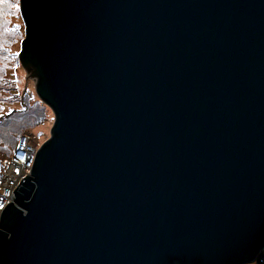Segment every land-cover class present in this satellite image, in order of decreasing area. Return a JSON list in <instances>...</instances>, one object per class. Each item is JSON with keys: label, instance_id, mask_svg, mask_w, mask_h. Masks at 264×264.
Returning a JSON list of instances; mask_svg holds the SVG:
<instances>
[{"label": "water", "instance_id": "1", "mask_svg": "<svg viewBox=\"0 0 264 264\" xmlns=\"http://www.w3.org/2000/svg\"><path fill=\"white\" fill-rule=\"evenodd\" d=\"M20 15L19 60L54 118L0 211V264L253 261L264 0H22Z\"/></svg>", "mask_w": 264, "mask_h": 264}, {"label": "rangeland", "instance_id": "2", "mask_svg": "<svg viewBox=\"0 0 264 264\" xmlns=\"http://www.w3.org/2000/svg\"><path fill=\"white\" fill-rule=\"evenodd\" d=\"M12 2L14 3L15 0H12ZM17 24L20 25L19 29L15 27ZM23 27L20 12L7 5H0V120L14 111H26V108L34 109L35 104L38 103L37 94L23 71L19 56L16 55L24 36ZM5 113L7 114L5 115ZM53 118V112L46 115V120L43 122L44 126H36L38 129H36V132L32 126L26 128L22 135L19 134L17 137L16 147L20 144L23 136L26 135L29 136L32 143L39 141L37 144H33V147L37 148L48 138L46 121H51ZM3 142L2 137H0V146L4 145ZM12 152L14 154L13 150ZM11 154L7 151H0V161L2 162L0 164V188L4 183H9L8 179L13 178L8 177L4 181L5 177L11 173L10 160L13 156H10ZM10 180L14 182V179ZM2 198L5 199V196L3 195ZM244 264H264V249L253 261Z\"/></svg>", "mask_w": 264, "mask_h": 264}, {"label": "trees", "instance_id": "3", "mask_svg": "<svg viewBox=\"0 0 264 264\" xmlns=\"http://www.w3.org/2000/svg\"><path fill=\"white\" fill-rule=\"evenodd\" d=\"M37 102L34 109L26 108V111L18 110L10 114L5 113V115H7L0 120V137H2L4 141V145L0 146V151H7L11 154L12 150L14 151L16 147L17 137L19 134L22 135L26 128L32 126L36 132L38 130L36 126H44L43 122L46 120V115L52 114V110L39 98H37ZM12 154L10 156H12ZM1 163L0 161V164Z\"/></svg>", "mask_w": 264, "mask_h": 264}, {"label": "built area", "instance_id": "4", "mask_svg": "<svg viewBox=\"0 0 264 264\" xmlns=\"http://www.w3.org/2000/svg\"><path fill=\"white\" fill-rule=\"evenodd\" d=\"M27 148V149H26ZM27 151H32L33 154L32 156L29 157V155L27 154ZM34 157H35V148L29 143V138L28 136H23L20 144H19V147L17 148V152H16V157L14 158V163H15V168L14 170L16 172L19 171V168L17 166V164L19 162H22L24 164H26V167L28 169H30L34 163ZM8 177H13V178H10V179H14V182L11 181L10 179L9 180V183H4L2 186H1V190H0V204H3V207H0V211H2L5 207H6V204L8 202H6L5 199H3V195L6 197L8 196H12V192L15 188V186L17 185V182H18V179L15 178V176L10 173L9 175H7L4 179V181L8 178ZM15 183V184H14ZM10 185H15L14 187L10 188ZM12 189V190H11ZM9 201V200H8Z\"/></svg>", "mask_w": 264, "mask_h": 264}, {"label": "clouds", "instance_id": "5", "mask_svg": "<svg viewBox=\"0 0 264 264\" xmlns=\"http://www.w3.org/2000/svg\"><path fill=\"white\" fill-rule=\"evenodd\" d=\"M29 134V133H28ZM26 136V135H25ZM28 138H29V136H28ZM22 140V139H21ZM21 142V141H20ZM39 142V141H38ZM38 142H34L35 144H37ZM29 143L33 146V144L34 143H32L31 142V139L29 138ZM41 145V144H40ZM39 145V146H40ZM39 146L36 148L35 146H34V148H35V156H36V152H37V150H38V148H39ZM19 147V144H18V146L15 148V150H14V154H12L13 156H12V158H11V160H10V167L12 168L11 169V172H13V175L15 176V178H19V180H18V182H17V185L15 186V188H14V190H13V192L15 191V189L17 188V186L19 185V183L21 182V180L26 176V175H28L29 173H30V169L32 168H30V169H26V164H24V163H20L21 165H19V163L17 164V166H18V168H19V171L18 172H16L15 170H14V168H15V163H14V158L16 157V152H17V148ZM34 160H35V157H34ZM33 166V165H32ZM23 169H26L27 170V173L26 174H22V170ZM12 198L8 201V203L6 204V206L9 204V202L10 201H12V199H13V194H12V196H11ZM6 208V207H5ZM4 208V209H5Z\"/></svg>", "mask_w": 264, "mask_h": 264}, {"label": "snow or ice", "instance_id": "6", "mask_svg": "<svg viewBox=\"0 0 264 264\" xmlns=\"http://www.w3.org/2000/svg\"><path fill=\"white\" fill-rule=\"evenodd\" d=\"M0 5H7L8 7L15 8L18 12H21L22 0H15L14 3L12 2V0H0ZM15 27L16 29H19L20 25L17 24ZM16 55L19 56L20 53L17 52ZM0 207H3V204H0Z\"/></svg>", "mask_w": 264, "mask_h": 264}, {"label": "bare ground", "instance_id": "7", "mask_svg": "<svg viewBox=\"0 0 264 264\" xmlns=\"http://www.w3.org/2000/svg\"><path fill=\"white\" fill-rule=\"evenodd\" d=\"M26 149H27V148H26ZM27 154H28L29 157H30V156H32L33 152H32V151H27ZM20 163H21V162H19V165H21ZM26 169H27V167H26ZM26 169H23V170H22V174H26V173H27V170H26ZM11 173L13 174V172H11ZM18 180H19V178H18ZM14 186H15V185H13V186L10 185V188H12V187H14ZM11 198H12L11 196L6 197V198H5L6 202H8V200H10Z\"/></svg>", "mask_w": 264, "mask_h": 264}]
</instances>
